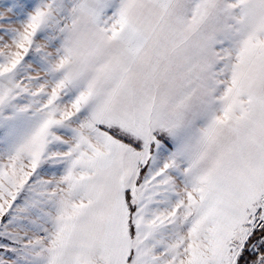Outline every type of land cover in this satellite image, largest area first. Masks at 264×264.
I'll return each mask as SVG.
<instances>
[{
	"label": "snow or ice",
	"instance_id": "1",
	"mask_svg": "<svg viewBox=\"0 0 264 264\" xmlns=\"http://www.w3.org/2000/svg\"><path fill=\"white\" fill-rule=\"evenodd\" d=\"M0 264H264V0H0Z\"/></svg>",
	"mask_w": 264,
	"mask_h": 264
}]
</instances>
